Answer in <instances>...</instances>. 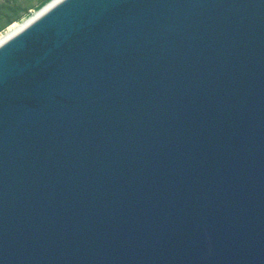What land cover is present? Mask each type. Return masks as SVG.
<instances>
[{
    "label": "water",
    "instance_id": "water-1",
    "mask_svg": "<svg viewBox=\"0 0 264 264\" xmlns=\"http://www.w3.org/2000/svg\"><path fill=\"white\" fill-rule=\"evenodd\" d=\"M0 264H264V0H51L6 35Z\"/></svg>",
    "mask_w": 264,
    "mask_h": 264
},
{
    "label": "trees",
    "instance_id": "trees-1",
    "mask_svg": "<svg viewBox=\"0 0 264 264\" xmlns=\"http://www.w3.org/2000/svg\"><path fill=\"white\" fill-rule=\"evenodd\" d=\"M51 0H0V33L15 22L22 21L31 12Z\"/></svg>",
    "mask_w": 264,
    "mask_h": 264
},
{
    "label": "bare ground",
    "instance_id": "bare-ground-1",
    "mask_svg": "<svg viewBox=\"0 0 264 264\" xmlns=\"http://www.w3.org/2000/svg\"><path fill=\"white\" fill-rule=\"evenodd\" d=\"M25 21H26V19L23 22H21V23L15 22L14 24H12L11 27L9 28L7 34H1L0 35V41H2L4 38H6V35H9L13 31H15L16 29H18L20 26H22V24L25 23Z\"/></svg>",
    "mask_w": 264,
    "mask_h": 264
},
{
    "label": "rangeland",
    "instance_id": "rangeland-1",
    "mask_svg": "<svg viewBox=\"0 0 264 264\" xmlns=\"http://www.w3.org/2000/svg\"><path fill=\"white\" fill-rule=\"evenodd\" d=\"M39 10V9H38ZM38 10H36V11H38ZM33 13H35L34 11L33 12H31V15L33 14ZM29 17V16H28ZM28 17H25L22 21H20V22H18V23H21V22H23L25 19H27ZM14 24V23H13ZM12 25V24H11ZM11 25L10 26H8L4 31H2L1 33H0V35L1 34H6L7 32H8V30H9V28L11 27Z\"/></svg>",
    "mask_w": 264,
    "mask_h": 264
}]
</instances>
